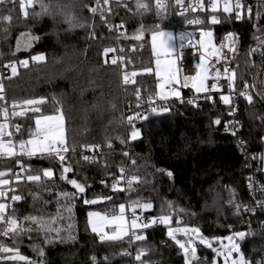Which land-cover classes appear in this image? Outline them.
I'll return each mask as SVG.
<instances>
[{
	"label": "trees",
	"instance_id": "1",
	"mask_svg": "<svg viewBox=\"0 0 264 264\" xmlns=\"http://www.w3.org/2000/svg\"><path fill=\"white\" fill-rule=\"evenodd\" d=\"M94 1L77 0V3L83 8V4L91 7ZM60 2L71 3V0ZM135 2L115 3L113 15L114 23L123 24L121 32L129 37L144 25V39L140 42L123 37L118 41L117 37L121 32L114 34L101 21L99 15L96 14L93 18L86 8L83 9V17L90 23L93 19L95 21L94 39L90 38L93 29H69L59 18L55 21L49 17L39 21H25L19 10V0H16L15 5L11 0L0 4V17H12L10 22H0V81L5 86L7 102L44 98L45 114H53L57 107H62L66 119L68 145L76 149L75 154L70 151L68 156L66 165L70 164L73 171L66 176L67 179H77L86 186L82 198L74 202L71 220L61 219L54 225L67 228L71 223V232L76 240L46 244L39 233L33 232L30 237H23L19 244L20 252L35 262L42 259L44 264H92L90 257L93 255L97 257L98 264H129V260L120 254L128 249L127 237L122 241L101 243L88 228L87 213L116 211L119 204H128L130 200L139 198L141 202H151L154 205L153 209L144 212L137 209V215L141 216L143 221L159 216L162 207L167 212L166 203L172 202L176 208L186 210L179 215L184 222L182 225L198 226L209 238L230 235L231 231L247 233L251 230L253 235L246 236L241 242V250L245 257L255 264L264 248V212L251 214L243 211L237 215L236 208L230 203L234 200H238L239 204L250 202L247 191L249 170L248 162L241 155L236 140L223 132V123L227 117L225 107L207 101L198 103L197 107L171 101L170 113L161 117L152 116L148 122L137 125L143 131L142 139L125 144L116 139L117 136H122L127 140L131 131L128 127L120 126V118L122 114L125 116L128 112L136 110V88L142 89L144 97L155 90L157 80L154 73H142L143 68L152 67L153 61L148 45L151 34L149 30H155L157 24L161 28L165 26L166 18L171 26L167 8L157 15L154 0H145L149 4V12L135 14ZM35 10L39 11V8L36 7ZM217 17L221 23L213 25L208 22L205 27L218 36L233 30L240 39L236 84L244 80L255 84L252 94L254 103L249 105L247 101L241 102L239 109L245 147L249 153H258L262 151L260 141L264 137V99L256 95L260 61L248 56L250 29L230 22L222 15ZM105 19L111 24L110 15H106ZM5 28L9 29L6 36ZM25 33L38 39H31V47L28 50L17 51V40ZM141 43L143 49L140 48ZM116 46L125 48L124 53L119 52L125 56L124 70L111 64L115 52L107 56L103 54L104 48ZM134 46L136 50L131 51ZM40 54L45 55L44 62L31 60L32 56ZM128 59L133 63L128 64ZM12 60H28L29 66L18 67L19 75L7 79L11 72L3 65ZM249 60L251 64L248 63ZM121 71L142 74L134 78V84L124 85ZM27 115L31 116L30 113ZM217 117L221 118V124H212ZM157 121L160 130L150 132V127ZM20 124L23 138L27 139V130L29 126L34 127V121L22 117ZM20 138L18 134L17 140ZM109 139L112 143L111 149L106 143ZM96 144L101 145V150L95 151L96 162L84 161L82 156L88 150L81 146ZM127 151L130 157L135 159V165L131 159L123 156V152ZM17 159H20L26 168H31V172L26 174L39 173L42 176L43 169L46 168H51L54 173L52 180L45 179L41 184L27 182L26 179L19 183L16 194L21 195L23 200L14 205L18 217L23 219L27 215H43L48 218L57 215V192L76 191L66 181L61 180L60 162L45 156ZM17 159L0 160V171L12 170L4 178L14 183V174L20 171ZM127 162V176L130 178L137 175L142 178V182H134L135 191H113L111 183L118 178L119 167H124ZM158 169L163 171H157ZM168 171L173 173L172 177L167 176ZM45 189H51V193ZM32 194H38L39 199L34 201ZM11 195L12 193H9V197ZM106 196L112 199L101 200L94 205L83 203L84 198L99 199ZM63 215L67 217L68 214L64 212ZM175 217L177 219L176 215ZM229 225L232 226L231 230ZM166 230H142L146 240L136 241L135 246L148 249L142 258L145 263L184 264L180 250L168 239ZM52 236L55 237L54 232ZM0 242L13 246L12 241L6 237H0ZM34 245L43 249V257L34 250ZM198 255L201 257V264H204V258L210 262L214 253L202 248ZM105 257H108L107 262ZM0 264L12 262L0 260Z\"/></svg>",
	"mask_w": 264,
	"mask_h": 264
},
{
	"label": "snow or ice",
	"instance_id": "2",
	"mask_svg": "<svg viewBox=\"0 0 264 264\" xmlns=\"http://www.w3.org/2000/svg\"><path fill=\"white\" fill-rule=\"evenodd\" d=\"M8 0H0V4L7 3ZM12 4L15 5L16 0H11ZM110 0H103V7L101 6V0H96V6L90 7L88 4H83V8H80V5L77 3V0H71V3H61L60 0H19V10L22 14V17L25 21L32 19L39 21L44 17H49L54 21L57 18L61 19L64 23L69 26V29L75 28H90L93 29V32L90 33V38H95V21L94 19L90 23L87 18L83 17V9L86 8L89 13L92 14L93 18L97 13L100 15L101 21L111 31L113 26L108 24L104 13L110 12L111 9L107 7ZM117 3H120V0H116ZM175 4L180 6L183 11L180 15H183L184 12H187L189 8L193 12L196 11L197 7L203 11L204 5L200 0H196V5L189 3L187 7L183 6V0H175ZM222 11L225 14H231L235 12L236 20H241L242 10L244 4L242 0H222ZM36 7L39 8V11H36ZM166 5L163 3V0H156V9L157 15L160 14V11L164 9ZM80 8L79 13L77 9ZM136 13L143 14L149 12V4L145 0H136L135 2ZM29 9H32L30 12ZM220 10V0H211L210 11L216 13ZM249 13L251 9L249 8ZM259 17V13H257ZM12 19L11 15H5L0 17V22H10ZM210 23L213 25L221 23V20L216 16L212 15L210 18ZM188 25H201L203 21L201 19H193L187 21ZM124 25L121 24L116 26L117 30L123 28ZM9 29L5 28V36ZM151 35V55L153 57V67H145L142 69V73L155 74L156 84L154 92H151L147 95L145 100L144 95L142 94V89L136 88L135 98H136V111L134 114L127 115L126 117L121 115V125L122 127H128L131 129L127 140L122 136H117L116 139L119 140L121 144L130 143L136 141L137 139H142L143 131L141 128L137 127L136 122L140 121L142 123L148 122L150 117L156 116L161 117L165 114H168L172 111L173 98L178 100L181 104L185 101L181 98V91L179 88H191L196 94H205V99L212 100L213 97L210 95L212 92H220L221 84L219 83L222 79L227 81L228 94H221L219 99L223 105L229 106L228 116L234 117L238 111V107L232 106L235 99V83L237 80V71L235 68L228 67L229 60H235L238 48L236 46L235 34L228 33L225 36L224 41L217 46L213 42V32L211 30H205L203 28L199 31V39L195 40L192 38L190 33H181L177 36H173L170 32H165L161 29L160 25L155 26V30H149ZM145 27L141 25L135 34L131 37L125 35L121 32L117 37L119 41L120 37L124 39H130L137 42L143 41L144 39ZM24 35V34H22ZM31 39H38V37H30ZM177 41L173 49L172 42ZM21 42L17 40V51L20 50ZM25 49L31 47V43L27 42L24 45ZM259 47H264V41H261ZM140 48L143 49V44H140ZM227 48L228 52L231 53V56L225 55L223 49ZM258 48H252L248 52V56L251 57ZM185 49H193L198 53V62L195 64V74L194 75H184V71L187 67H190V62L187 65H182L180 61L185 55ZM135 46L131 51H135ZM117 49L114 47H106L103 50L104 56H107L109 53L116 52ZM120 53L125 52L124 47L119 48ZM193 53L189 52L188 55ZM14 56L15 53H12ZM264 55V53H262ZM214 58V60H213ZM31 60L33 62H44L46 57L44 54L32 56ZM120 63L123 68L125 63V56H113L111 60L112 65ZM224 61L223 72L220 68L216 67L217 64ZM107 63V60L105 61ZM128 64L133 63L131 59L127 60ZM251 64V61L248 62ZM5 68L9 69L11 76L16 77L19 75L18 67L27 68L29 66L28 60H12L3 65ZM238 66V65H237ZM135 71L128 73L124 72L123 74V84H134L135 77L138 74ZM255 80V78H254ZM209 81L211 84L209 85ZM264 84V81H261ZM255 87V84L249 85L247 82L244 83V90L239 92V96L243 97L249 105L254 103L253 95L251 94V89ZM5 86L2 81H0V156L12 158V157H36V156H45L49 159H55L60 162L61 180L66 181L67 184L71 185L76 191L75 193L69 191H59L56 196L57 215L50 216L45 218L43 215H27L20 219L17 215L16 208L14 204L21 202L23 197L16 194L19 183L22 180L27 182H36L41 184L44 180H52L54 173L51 168L43 169L42 176L38 174H26L31 172V168H26L20 159L16 160L17 165L19 166L20 171L15 173V183L8 179L4 178L9 175L12 170L9 169L8 172L0 171V237H6L12 241L13 246H9L6 243L0 242V260L5 262H12V264H44V261L41 259L39 262L30 260L25 255H22L19 249V244L22 242L23 237L28 235L31 236V233H39L46 244H53L56 242L59 243H68L75 241L76 237L72 235L71 229L72 224L69 223L67 228L54 227L56 223L61 219L67 218L71 220V214L74 208V202L78 198H82V194L86 191V186L77 179H67L66 174L71 173L73 168L70 164L66 165L68 160L67 154L71 151L75 154L76 149L73 146L69 147L67 141V129H66V119L63 113L62 107H57L53 114H45L43 112V105L46 103L44 98L39 99H24V100H13L9 106L7 103V98L5 96ZM256 95L260 96L261 99H264V91H257ZM199 97L197 96V99ZM187 104L197 107L196 99H188ZM146 104V108H145ZM131 107V106H130ZM115 108V105H113ZM31 114L28 116L27 114ZM17 117H25L34 121V127L29 126L28 138H23V130L20 124H14L12 121ZM264 122V118H262ZM214 125L221 124V118L217 117L212 121ZM241 127L240 122L232 119L229 120L224 125L226 132H231V135L236 136L239 128ZM150 132H155L160 130L159 122H154L150 127ZM19 134L21 138L15 140L14 136ZM163 134V133H161ZM107 147L112 148L111 140H107ZM83 149L88 151H100L101 145H82ZM123 156L131 159L133 165H135V159L130 157L128 152H123ZM83 160L88 163L96 162L93 157L83 155ZM256 157H253L255 159ZM261 161H264V154L259 156ZM157 171H163L158 169ZM119 172L121 173L120 177L112 184L113 191H135L133 187L134 182H142V178L137 175H132L130 178L126 177V170L123 166L119 167ZM26 174V175H25ZM168 177H172L173 173L168 171ZM43 177V179H42ZM248 188L250 191H255L254 181L252 177L248 178ZM121 181H126L127 188L119 187ZM104 183V181H101ZM51 193V189H45ZM259 191L264 195V185H261ZM9 193H12L10 196L9 202ZM33 200L36 201L39 199L38 194H32ZM112 197L106 196L99 199H83L85 205H94L101 200H111ZM63 200V202H61ZM48 203V201H45ZM233 203V201H230ZM154 205L151 202H141L138 198L136 200H130L127 206L124 203L119 204L118 212L112 210L109 213H101L99 211H89L87 213V224L92 233L98 237L101 243L105 242H116L122 241L125 237H130L129 244L131 245L135 241H145L146 235L142 234V230L153 227L157 223L163 225L167 228L166 235L169 240H171L174 245L180 250V253L183 257L184 264H201V257L198 255V246L202 245L206 249H210L213 256L212 260L209 262L207 258H204V264H217V259L222 258L224 264H252L251 260L246 258L244 253L241 250V242L245 240L246 236L253 235V232L249 230L247 233L243 231H231L230 235L226 236H215L209 238L202 233V230L198 226H180L184 224L183 220L179 218L181 213H185V209L176 208L172 202H167V212H165L164 207L161 208V214L157 217H152L148 222H144L141 216L137 215V209H140L141 212L146 210L153 209ZM256 207L264 210V199L256 201ZM236 214L239 215L241 205L239 203L235 204ZM126 211L131 212V217H126ZM245 212H252L255 214L256 208H248L244 206ZM66 212L68 215L65 217L63 213ZM173 214L177 216L176 227H172ZM194 215V214H193ZM229 229H232V226H228ZM264 227V225H262ZM140 230V231H138ZM55 233V237L52 236V233ZM62 232H66V235H61ZM183 237V239L178 238ZM34 250L37 251L40 257L45 255L43 249H38L35 245L33 246ZM148 252L147 248H141L138 250V254L135 256V260L139 264H145L141 259L143 255ZM121 255H129L127 250H124L120 253ZM235 254V258L233 256ZM92 264H98L97 257L95 255L90 257ZM105 262L108 261V257L104 258ZM255 264H264V258L257 260Z\"/></svg>",
	"mask_w": 264,
	"mask_h": 264
},
{
	"label": "built area",
	"instance_id": "3",
	"mask_svg": "<svg viewBox=\"0 0 264 264\" xmlns=\"http://www.w3.org/2000/svg\"><path fill=\"white\" fill-rule=\"evenodd\" d=\"M136 0H120V2H133ZM155 4H156V0H154ZM200 2L204 5V10L201 11L198 7L196 9L195 12H193L191 10V8H189V10L187 12H184L183 15H180V13L183 11V9L175 4V0H163V3L166 5L165 8L168 9V14L170 17V23L171 26L174 30L175 36L181 34V33H190L192 38H194V42L195 40L199 39V31L201 28L205 29V30H209L205 27L206 24H208V22H210V18L212 15H222L224 16L228 21L236 23V24H241L242 26L249 28L250 29V40L248 43L249 46V51L252 48H258V45H260L261 41H264V0H242V3L244 4V8L242 10V19L237 21L236 17H235V12L231 13V14H225L222 11V0H220V10L216 13H212L210 11V4H211V0H200ZM117 3L116 0H110L109 5L107 7H109L111 9L110 12H105L104 16L106 17V15H110L112 22L110 25L113 26L112 28V32L114 34L120 33L121 29L117 30L116 26H119L117 24L114 23V15H113V5ZM189 3L193 4V6L196 5V0H183V6L187 7L189 5ZM234 3V0H233ZM96 6V0L93 2V5L91 7H95ZM101 6L103 7V0H101ZM249 8L251 9V12L249 13ZM257 13H259V17L257 15ZM91 14V13H90ZM97 15H99V13H97ZM100 16V15H99ZM193 19H201L203 21V24L201 25H188L187 21L188 20H193ZM213 32V31H212ZM228 33H233L235 34V38H236V46L238 48V53L236 56L235 60H229L228 62V67L230 68H237L238 62H239V43H240V39L239 36L235 33V31L230 30L227 32H224L223 34H221L220 36L215 35L213 32V42L219 46L223 41L225 36H227ZM0 35H1V26H0ZM177 44V41H176ZM117 51L115 52L114 56H120L119 53V47L116 46ZM191 52L193 53L192 55H188V53ZM223 52L225 55L231 56V53L228 52V49L225 48L223 49ZM262 53H264V47H259L258 50L252 54L251 57H254L256 60L260 61V68H259V73H258V87H257V91H264V84L261 83V81H264V55H262ZM112 60V58H111ZM214 60V58H213ZM190 62V67H187L184 71V75H194L195 74V64L198 62V53L195 52V50L193 49H185V55L182 58V60L180 61V63L182 65H187ZM117 66H119V69L124 70V66L123 68L121 67L119 61L116 64ZM216 67L220 68L221 72H223V68H224V61H221V63L217 64ZM126 71H121V78L123 80V74ZM129 73V72H128ZM247 82L249 85H252L250 81L248 80H244L242 82H240L239 84L235 83V88H236V93H235V99H234V103L232 106H236L238 107V111L235 114L234 117H230L228 116V111H229V106H225L222 104V102L220 101L219 97L220 95L223 94H228V89H227V81L226 80H221L219 83L221 84V91L220 92H212L210 93V95H212L213 99L212 100H207L205 99V94H196L194 93V91L191 88H181V98L185 101V103L183 104H187L186 101L188 99H196L197 104L207 101L210 103H216L219 104L221 107H225L226 108V120L223 123V132L234 138L236 140V144L239 148V151L241 153V155L245 158V160L248 162V170H249V177L253 178L254 181V188L256 189L255 191H250L248 188V183L249 180L247 181V188H248V192H249V199L250 202L248 203H244V204H240L241 208L239 212H243L244 211V206H247L248 208H256V212L258 211H262L264 212V210H261L260 208L256 207V201L257 200H262L264 199V195L261 194V192L259 191V188L261 185H264V161H261L259 159V156L261 154H264L262 151L258 152V153H249V151L246 149L245 147V142L244 139L242 137V131H243V123L242 120L240 119V109H239V103L246 101L243 97L239 96V92L244 90V83ZM211 84V81H209V85ZM254 88L251 89V94L254 93ZM197 96L199 97L197 99ZM147 99V96L145 97V100ZM20 101V100H18ZM174 102H177L178 104H181L178 100H175V98L172 100ZM8 103V102H7ZM12 102L8 103V105L10 106ZM189 105V104H187ZM192 106V105H190ZM145 108H146V104H145ZM136 111H138V109H136L135 111H130L128 112L125 117L127 115L130 114H134ZM22 119V117H17L15 118L12 123L14 124H20V120ZM235 119L237 121L240 122L241 127L239 128L237 135L233 136L231 135V132H226L224 129V125L225 123H227L229 120ZM141 122L137 121L136 125H139ZM21 125V124H20ZM18 134H16L14 136V139L16 140V136ZM260 143H264V138H262ZM128 152V151H127ZM70 152L67 154V156H69ZM84 155L93 157L94 160H96V154L93 151H87V153H84ZM38 157H41L38 155ZM253 157H256L255 159H253ZM19 157H12V158H7V157H3L0 156V160H7V159H17ZM68 162V160L66 161V163ZM129 163L127 162V164L124 166L126 172V177L127 176V165ZM19 169V167H18ZM20 170V169H19ZM121 173L119 172L118 178L120 177ZM248 177V178H249ZM129 178V177H128ZM116 181V180H115ZM113 181L111 183V187L112 184L115 182ZM119 187H123V188H127V184L126 181H121ZM125 192V191H123ZM9 202H10V197H9ZM238 203V200H234L232 203V206H234L235 208V204ZM15 205V204H14ZM127 206V204H126ZM251 214H253L252 212H249ZM126 215L127 218L131 217V212L130 211H126ZM151 217L147 218L144 222H148V220ZM176 224V217L175 214H173V219H172V224L171 226H175ZM150 228H154V229H167L165 226L160 225V224H156L153 227ZM129 239L130 237H127V245H128V253L129 255H124L125 258H127L129 260V264H139L138 261L135 260V256L138 254V250L141 249L139 247L135 246V242H133L131 245L129 244ZM145 255H143L141 257L144 258ZM262 258H264V248L262 249V253L261 256L257 259V260H261ZM256 260V261H257ZM255 261V262H256ZM145 264H149V263H145Z\"/></svg>",
	"mask_w": 264,
	"mask_h": 264
},
{
	"label": "rangeland",
	"instance_id": "4",
	"mask_svg": "<svg viewBox=\"0 0 264 264\" xmlns=\"http://www.w3.org/2000/svg\"><path fill=\"white\" fill-rule=\"evenodd\" d=\"M165 26H163L161 29L162 30H164L165 32H170L174 37H175V33H174V30H173V28L170 26V25H168V23H169V19L168 18H166L165 19ZM151 35V34H150ZM19 40H20V42H21V47H20V50L19 51H26V50H28L29 49V47L28 48H26L25 49V47H24V45H25V43H27V42H30L31 43V40H30V36H29V34L28 33H25L24 35H21L19 38H18ZM148 45L150 46V49H151V39H150V36H149V39H148ZM172 45H173V49H174V47H175V45H176V41H173L172 42ZM152 67L154 68V63H153V61H152ZM155 75V74H154ZM0 79H1V75H0ZM179 90L181 91V88H179ZM174 99V98H173ZM264 138V137H263ZM16 140H17V136H16ZM262 140V139H261ZM261 142V141H260ZM261 146H262V152L264 153V143H261ZM125 204V203H124ZM126 205V204H125ZM119 206V205H118ZM116 211L118 212V207H117V209H116ZM126 217H127V215H126ZM88 225V224H87ZM177 226V225H176ZM176 226H172V227H176ZM180 226H184V225H180ZM89 228V227H88ZM90 230V229H89ZM138 231H140V230H138ZM167 231V230H166ZM126 238V237H125ZM178 238H181V239H183V237H178ZM202 248H204L202 245H199L198 246V249H197V251H199L200 249H202ZM206 249V248H205ZM206 250H209V251H211L210 249H206ZM215 255V254H214ZM233 256H234V258H235V254H233ZM184 261V260H183ZM217 264H224V262H223V259L222 258H218L217 259Z\"/></svg>",
	"mask_w": 264,
	"mask_h": 264
}]
</instances>
